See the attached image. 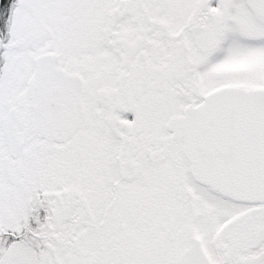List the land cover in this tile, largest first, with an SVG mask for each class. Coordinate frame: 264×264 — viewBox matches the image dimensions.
Returning <instances> with one entry per match:
<instances>
[{
	"label": "snow or ice",
	"instance_id": "6c2138e0",
	"mask_svg": "<svg viewBox=\"0 0 264 264\" xmlns=\"http://www.w3.org/2000/svg\"><path fill=\"white\" fill-rule=\"evenodd\" d=\"M0 264H264V0H0Z\"/></svg>",
	"mask_w": 264,
	"mask_h": 264
}]
</instances>
